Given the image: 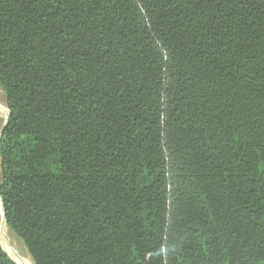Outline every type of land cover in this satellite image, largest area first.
<instances>
[{"label":"trees","instance_id":"obj_1","mask_svg":"<svg viewBox=\"0 0 264 264\" xmlns=\"http://www.w3.org/2000/svg\"><path fill=\"white\" fill-rule=\"evenodd\" d=\"M0 90L34 264H264V0H0Z\"/></svg>","mask_w":264,"mask_h":264},{"label":"rangeland","instance_id":"obj_2","mask_svg":"<svg viewBox=\"0 0 264 264\" xmlns=\"http://www.w3.org/2000/svg\"><path fill=\"white\" fill-rule=\"evenodd\" d=\"M0 112L5 119L9 110L4 95L0 90ZM0 243L10 258L17 264H34L24 245L15 237L6 224L4 212L0 200Z\"/></svg>","mask_w":264,"mask_h":264},{"label":"water","instance_id":"obj_3","mask_svg":"<svg viewBox=\"0 0 264 264\" xmlns=\"http://www.w3.org/2000/svg\"><path fill=\"white\" fill-rule=\"evenodd\" d=\"M9 117H10V112H9V115H8V118H7L6 123L4 124L3 128H2L1 131H0V139H1V136H2V134H3V131H4L5 127H6L7 124H8V119H9ZM14 262H15V261H14ZM15 263H16V262H15Z\"/></svg>","mask_w":264,"mask_h":264}]
</instances>
